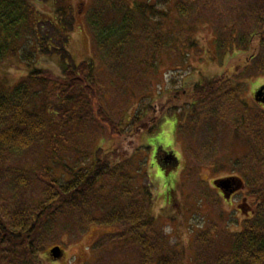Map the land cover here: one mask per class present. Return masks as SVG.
<instances>
[{
	"label": "trees",
	"instance_id": "16d2710c",
	"mask_svg": "<svg viewBox=\"0 0 264 264\" xmlns=\"http://www.w3.org/2000/svg\"><path fill=\"white\" fill-rule=\"evenodd\" d=\"M170 1L90 0L84 19L101 58L74 62L67 48L77 18L70 0H0V62L18 55L28 66L18 83L0 88V264H39L37 252L55 243L54 227L80 233L91 223L118 226L104 242L116 237L124 246H136L138 264H182L174 245L159 235L149 212V189L133 173L137 161L113 139L105 144L108 137L102 131L117 136L129 131L136 136L152 133L153 122L145 119L151 98L144 93L151 88L154 74L160 73V53L173 49L180 54L168 30L176 29L181 20L188 26L178 31L183 40L202 19L223 18L214 38L222 64L228 53L248 56L243 75L235 69L209 82L200 96L212 102L196 116L221 114L216 112L221 104L228 106L224 115L240 112L244 104L237 100L240 84L234 80L264 74V0H173L169 7ZM42 2L49 4L48 13L36 8ZM237 4L242 13L236 18L232 13ZM171 9L176 12L172 18ZM228 15L234 22L227 21ZM238 18L236 29L233 23ZM169 21L172 27L166 26ZM163 30L168 32L166 39ZM189 46H196L191 37ZM174 51L170 52L175 56ZM140 52L146 59L138 57ZM43 57L55 62L60 76L34 65L36 58ZM123 68L141 79L144 87L134 92L125 86L120 111L113 118L102 91L105 83L116 82ZM99 121L107 127L102 130ZM140 145L135 151L142 150ZM244 177L255 210L241 229L230 234V248L212 264H264V170L247 171ZM59 216L65 218L61 221ZM212 233L204 229L195 238L204 242ZM194 245L193 258L211 264L203 262L196 241Z\"/></svg>",
	"mask_w": 264,
	"mask_h": 264
},
{
	"label": "rangeland",
	"instance_id": "374dc122",
	"mask_svg": "<svg viewBox=\"0 0 264 264\" xmlns=\"http://www.w3.org/2000/svg\"><path fill=\"white\" fill-rule=\"evenodd\" d=\"M172 1L169 7L172 6ZM70 2L77 17L67 47L72 60L79 62L93 57L98 61L97 58L101 54L93 48L84 19V11L90 0ZM35 6L43 13L50 11L48 3H36ZM233 11V16L239 17L242 13L241 4H237ZM170 13L171 18L176 16L174 9H171ZM229 16L227 21H233ZM170 21L165 23L167 27L173 26ZM222 21L223 18L218 17L217 20H211L210 17L202 19L196 26H191V32L187 33L183 40L178 31L180 27L186 29L188 26L182 20L180 24L174 25L176 29L168 30L171 37L167 36V30H163L165 31L162 33L163 37L165 39L169 37L172 40L171 44H174L173 48L181 50L180 54L176 50H170L177 53L175 56L168 49L160 53L157 67L160 73L154 74L153 79L151 78V88L144 93L151 98L149 103L151 108L147 111L145 119L153 122L152 133L144 132L136 136L129 131L123 136H117L115 133L103 132L107 126L102 121L98 123V126L102 127L104 137H108L105 144L113 139L115 145L121 146L132 155L133 161H137V168L134 166L133 173L139 177V183L149 189L151 199L149 212L157 223L159 235L166 236L169 246L174 245L180 255L178 262L182 264H194L195 256L193 258L191 249L194 248L195 241L198 250L201 249L203 262L212 264L214 258L230 248V234L241 229L243 220L250 217L251 211L255 208L248 194L249 185L244 184L245 181L230 200H226L215 190L213 181L229 174L243 180L247 171L258 174L264 170V108L254 100L255 91L250 90L251 85L264 79V74L249 76L246 79L239 76L234 80L236 84H240L237 100L244 104L240 112L237 110V114L229 112L224 115L228 112V106L221 104L217 106L221 110L216 111L221 114L206 113L202 119L196 116L198 111L203 109L206 111L212 102L208 101L207 96H200L201 92L208 89L209 82L217 78L223 79L225 74H231L235 69L236 73L242 74V64L248 57L247 53H235L236 55L228 53L230 56H225L222 64L223 56L214 43ZM239 22L238 18L237 22L233 23L236 29ZM189 37L194 39L196 46L187 48ZM138 57L146 59L142 52ZM34 63L37 67L52 71L55 76L61 75L60 69L50 59L36 58ZM131 68L132 66L130 70ZM27 69L28 66L18 55L0 62V88L14 86L24 78ZM130 70L128 74V68L120 69L123 74L117 75L116 82L105 83L103 87L102 93L110 103L109 113L113 118H116V112L120 111L119 100L125 97L123 88L126 86L134 92H141L144 87L141 79H137ZM240 81H244V84ZM252 116L258 118L253 120ZM241 118L245 122H242ZM126 135L129 137L125 139ZM143 143L148 146L146 150ZM137 144H141L140 148L142 144L145 147L141 151H135ZM234 204H240L242 208L238 209ZM64 218L57 217L61 221ZM90 225L83 232L72 231L70 234L66 231L64 233L62 226L56 225V228L53 226L52 239L55 243L42 246L37 252L35 259L37 263L138 264L140 253L136 246L130 244L124 246L115 239L116 237L104 242L108 234L116 233L118 226L94 223ZM208 228L213 231L209 240L198 241L195 238L196 234ZM55 245L61 248V253L56 258L49 252ZM195 260H198V256ZM196 264H199V260Z\"/></svg>",
	"mask_w": 264,
	"mask_h": 264
},
{
	"label": "water",
	"instance_id": "95a60500",
	"mask_svg": "<svg viewBox=\"0 0 264 264\" xmlns=\"http://www.w3.org/2000/svg\"><path fill=\"white\" fill-rule=\"evenodd\" d=\"M254 99L264 104V86H261L257 91H255ZM213 184L225 193V189L229 188L231 185H234V187L230 189V192L238 188V186L241 185V180L235 177H224L215 179ZM49 252L54 258H56L60 255L61 248L60 246L55 245L51 247Z\"/></svg>",
	"mask_w": 264,
	"mask_h": 264
},
{
	"label": "flooded vegetation",
	"instance_id": "af4514ba",
	"mask_svg": "<svg viewBox=\"0 0 264 264\" xmlns=\"http://www.w3.org/2000/svg\"><path fill=\"white\" fill-rule=\"evenodd\" d=\"M253 98H254V96H253ZM254 100H255V99H254ZM255 101H256V100H255ZM256 102H257V104H258L261 108H264V104H263V103H261V102H259V101H256ZM224 177H235V178H239V177H237L236 175H232V174H229V175H227V176H220V177H218V178H224ZM240 180H241V179H240ZM242 183H243V180H241V185L238 186V188L234 189L232 192H230V189L233 188L234 185H231L229 188L225 189V193H224L220 188H218V187L215 186V185H214V188H215V190H216L219 194H221L222 196H224V198H225L226 200H230L231 197L237 193V191L239 190V188L243 186ZM242 200H244V198H242ZM234 205H235V204H234ZM234 205H233V206H234ZM235 206H236L238 209L242 208V206H241L240 204H236ZM237 208H236V209H237Z\"/></svg>",
	"mask_w": 264,
	"mask_h": 264
},
{
	"label": "clouds",
	"instance_id": "9594fccd",
	"mask_svg": "<svg viewBox=\"0 0 264 264\" xmlns=\"http://www.w3.org/2000/svg\"><path fill=\"white\" fill-rule=\"evenodd\" d=\"M261 86H264V79H261L259 81H257L256 83H254L253 85H251V91H256L258 88H260Z\"/></svg>",
	"mask_w": 264,
	"mask_h": 264
}]
</instances>
